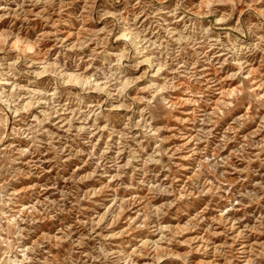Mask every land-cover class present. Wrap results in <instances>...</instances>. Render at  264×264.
I'll use <instances>...</instances> for the list:
<instances>
[{
	"label": "clouds",
	"instance_id": "9594fccd",
	"mask_svg": "<svg viewBox=\"0 0 264 264\" xmlns=\"http://www.w3.org/2000/svg\"><path fill=\"white\" fill-rule=\"evenodd\" d=\"M0 264H264V0H0Z\"/></svg>",
	"mask_w": 264,
	"mask_h": 264
},
{
	"label": "rangeland",
	"instance_id": "374dc122",
	"mask_svg": "<svg viewBox=\"0 0 264 264\" xmlns=\"http://www.w3.org/2000/svg\"><path fill=\"white\" fill-rule=\"evenodd\" d=\"M221 123H222V121H221ZM218 126H219V124H218ZM229 131H239V129H236V130H233V129H229ZM179 206L177 205V206H174L172 209H171V211L172 212H175V211H177V208H178ZM209 211H211V209H208L206 212H205V215H208V212Z\"/></svg>",
	"mask_w": 264,
	"mask_h": 264
}]
</instances>
